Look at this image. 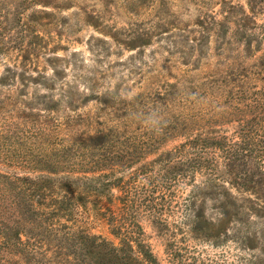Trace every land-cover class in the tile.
Masks as SVG:
<instances>
[{
    "label": "rangeland",
    "instance_id": "374dc122",
    "mask_svg": "<svg viewBox=\"0 0 264 264\" xmlns=\"http://www.w3.org/2000/svg\"><path fill=\"white\" fill-rule=\"evenodd\" d=\"M242 8L248 38L232 22ZM262 24L264 0H0V171L87 177L72 195L76 225L118 242L109 210L124 206V223L139 224L127 230L162 264L170 250L264 264ZM196 134L236 143V181H221L235 198L224 239L189 233L181 198L192 182L202 189L201 172L164 179L167 152ZM173 194L180 207L155 213ZM199 205L216 219L212 199Z\"/></svg>",
    "mask_w": 264,
    "mask_h": 264
},
{
    "label": "trees",
    "instance_id": "16d2710c",
    "mask_svg": "<svg viewBox=\"0 0 264 264\" xmlns=\"http://www.w3.org/2000/svg\"><path fill=\"white\" fill-rule=\"evenodd\" d=\"M249 9L251 13L257 12L251 6ZM230 12L236 19L232 21L236 25L235 32L242 37H250L252 34L245 30L247 24L241 17L247 15L245 10L242 8L240 12ZM260 29L261 38L264 36V24ZM235 144L234 140H229L224 135L196 134L168 151L167 158L163 161L164 179L169 181V186L175 185L181 177L191 180L197 172H201L203 180L198 186L202 185V189L196 188V184L192 182V191L186 198H181L190 209L189 233L194 238L218 240L222 236L223 239L228 236L227 225L235 217V198L221 189V181L225 178L236 181L234 168L238 157ZM220 151L225 153L222 161L219 158ZM244 164L247 162L244 161ZM263 164L264 161L257 158L256 167L262 173ZM220 165H223L222 169ZM87 179L0 171V264H162L139 238V232L127 230L135 226L139 229V224L134 222L128 226L129 224L124 223L123 215L129 211L124 206L109 210L110 231L118 242L91 234L76 225L75 214L78 207L73 203L79 202L72 195L79 184H86ZM55 189L64 192L62 197L52 194ZM145 193L147 196L151 191ZM207 196L216 204V219L205 217L202 205L195 206L197 200ZM174 198L175 194L169 202L160 204L162 208H156L155 213L160 215L164 208L172 211L174 206L180 207L181 203ZM47 199L50 206L41 202ZM4 200L10 202L4 203ZM154 209V206H149L147 211L153 212ZM251 241L248 235L241 238L242 246L246 248H253ZM177 252H168L169 260L166 264H211L203 260L197 262L195 256ZM85 257H88V262L82 261ZM248 264L260 263L253 260Z\"/></svg>",
    "mask_w": 264,
    "mask_h": 264
}]
</instances>
